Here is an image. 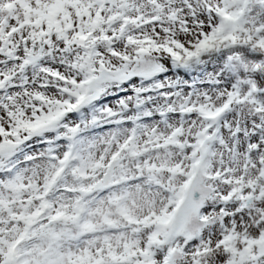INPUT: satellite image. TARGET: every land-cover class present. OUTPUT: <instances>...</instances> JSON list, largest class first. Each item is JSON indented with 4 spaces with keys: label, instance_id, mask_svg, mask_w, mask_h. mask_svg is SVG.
Returning <instances> with one entry per match:
<instances>
[{
    "label": "snow or ice",
    "instance_id": "1",
    "mask_svg": "<svg viewBox=\"0 0 264 264\" xmlns=\"http://www.w3.org/2000/svg\"><path fill=\"white\" fill-rule=\"evenodd\" d=\"M0 264H264V0H0Z\"/></svg>",
    "mask_w": 264,
    "mask_h": 264
}]
</instances>
